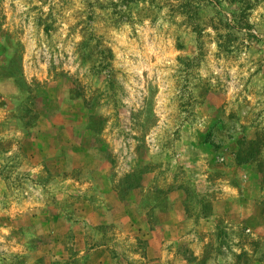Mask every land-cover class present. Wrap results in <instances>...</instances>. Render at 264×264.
<instances>
[{
  "label": "rangeland",
  "instance_id": "374dc122",
  "mask_svg": "<svg viewBox=\"0 0 264 264\" xmlns=\"http://www.w3.org/2000/svg\"><path fill=\"white\" fill-rule=\"evenodd\" d=\"M0 264H264V0H0Z\"/></svg>",
  "mask_w": 264,
  "mask_h": 264
}]
</instances>
